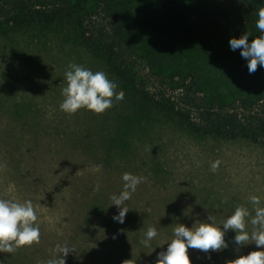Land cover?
I'll return each mask as SVG.
<instances>
[{
    "label": "rangeland",
    "instance_id": "rangeland-1",
    "mask_svg": "<svg viewBox=\"0 0 264 264\" xmlns=\"http://www.w3.org/2000/svg\"><path fill=\"white\" fill-rule=\"evenodd\" d=\"M218 1L197 0L202 6ZM111 2L109 11L139 27L133 67L147 90L183 104L191 74L196 85L186 93L196 92L206 103L264 94V68L258 64L250 75L240 50L231 51L227 40H181L159 24L156 0H106ZM100 7L93 3L92 11L105 22L108 12ZM259 35H249V41ZM69 63L114 77L66 26L0 32V199L31 201L40 229L38 243L0 253V264H47L57 244L75 249L66 264H155L178 224L190 228L211 216L222 228L237 206L248 208L250 220V195L264 206V141L196 136L134 102L120 82L124 99L102 113L82 108L66 114L59 104ZM217 160L213 172L210 164ZM125 172L144 179L122 205L129 210L124 223L105 227L100 220L117 213L110 197L123 190ZM148 227H156L158 236L146 248L141 241ZM246 230L253 226L247 223ZM233 235L226 233L228 248L210 259L189 249L191 264H226L261 250L248 244L237 251Z\"/></svg>",
    "mask_w": 264,
    "mask_h": 264
},
{
    "label": "trees",
    "instance_id": "trees-1",
    "mask_svg": "<svg viewBox=\"0 0 264 264\" xmlns=\"http://www.w3.org/2000/svg\"><path fill=\"white\" fill-rule=\"evenodd\" d=\"M93 3L108 12L105 22L98 19L99 11H92ZM156 4L163 28L182 35L181 40L185 36L204 44L259 32L255 28L256 13L264 6L262 0H220L211 6H202L197 0H156ZM110 6L113 9L112 2L109 5L106 0H0V32L66 26L82 48L102 60L134 102L177 121L196 136L252 144L264 141V94L206 103L196 92L186 93L196 85L191 74L186 76L189 82L181 93L183 104L147 90L133 67V59L138 56L139 27L122 18L120 12L109 11ZM149 63L156 69L161 67L152 60ZM173 65L180 66L177 61ZM27 126L33 128L29 122ZM100 223L105 227L115 225L111 218H101Z\"/></svg>",
    "mask_w": 264,
    "mask_h": 264
},
{
    "label": "clouds",
    "instance_id": "clouds-1",
    "mask_svg": "<svg viewBox=\"0 0 264 264\" xmlns=\"http://www.w3.org/2000/svg\"><path fill=\"white\" fill-rule=\"evenodd\" d=\"M264 3V0H262ZM255 28L260 35L249 41L248 33L239 38H230L228 41L231 51L240 50V56L247 61V70L251 75L257 70V66L264 68V6L257 9ZM66 86L62 89V102L59 109L66 114H74L79 109H87L94 113H102L116 101L124 99V92L117 91L119 81L110 77L104 71L93 72L75 63H69L64 73ZM219 161L210 164V170L215 172ZM123 190L118 195L110 197L111 205L118 211L113 215V221L123 224L126 213L129 211L123 207L136 191L137 185L143 181V177L131 173H123ZM100 185L93 187L98 191ZM249 202L253 205L254 216L248 220L250 212L247 207L237 206L233 213L228 216L221 226H216L211 216L207 222H196L192 227L178 224L173 229L174 238L167 243L165 250L156 254L155 264H191L188 250H199L208 254L218 253L228 248L225 240L226 233L231 230L234 235L233 243L236 250L248 244H254L261 250L251 251L247 255H240L235 260L226 264H264V206L257 195H250ZM37 216L31 201L24 203L14 202L9 199H0V253H14L17 248L31 246L39 242L40 229L36 223ZM250 223L253 230H246V224ZM158 236L156 227H148L144 239L141 241L144 247H150V242ZM70 250H75L67 244H57L53 249V258L47 264H66V256Z\"/></svg>",
    "mask_w": 264,
    "mask_h": 264
}]
</instances>
